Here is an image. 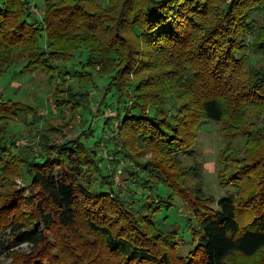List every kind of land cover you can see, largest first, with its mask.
I'll return each mask as SVG.
<instances>
[{
  "label": "trees",
  "instance_id": "trees-1",
  "mask_svg": "<svg viewBox=\"0 0 264 264\" xmlns=\"http://www.w3.org/2000/svg\"><path fill=\"white\" fill-rule=\"evenodd\" d=\"M23 61L61 78V118L93 114L91 89L102 92L95 116L117 107L107 137L84 141L94 118L59 145L39 129L36 154L6 133L37 109L0 99V254L10 264H264V0H0V79ZM209 121L227 139L222 196L206 192L196 156ZM119 172L135 194L116 186Z\"/></svg>",
  "mask_w": 264,
  "mask_h": 264
},
{
  "label": "rangeland",
  "instance_id": "rangeland-1",
  "mask_svg": "<svg viewBox=\"0 0 264 264\" xmlns=\"http://www.w3.org/2000/svg\"><path fill=\"white\" fill-rule=\"evenodd\" d=\"M35 10V14L39 18L44 14L45 3L41 1L39 5L32 7ZM262 12H255L254 16L257 18L260 23H262ZM248 39H250L248 37ZM42 40V46H43ZM45 46V45H44ZM135 48L139 47V44L134 45ZM143 48H141V51ZM154 56V54L152 53ZM78 57L75 62L77 65L76 68H79ZM73 62L63 64V70L65 66L70 69L71 72L75 70ZM98 67V66H97ZM99 69V67H98ZM61 81L60 77H51L42 70L29 71L24 69V61L18 64H15L8 68L6 72L2 75L0 79V99L8 100L13 99L16 101L23 102L37 109V115L33 113H25L18 120L13 122L6 135L15 138L16 142L13 145V149L24 148L26 146H33V151L36 154H41L40 142H43V138L40 137V133L50 134L51 141L55 145H59L62 142L66 141L71 137H75L76 134L82 132L83 128H88L89 126H82L81 122L86 120L93 119V123L90 125L92 127L93 133L87 137H84V141L88 144H94L96 140L100 138L107 137V130L104 127V121L107 117H111L116 113V103H111L110 107H103L104 113H101L99 116H95L97 110V105L102 97V92L98 90H92L90 93L91 98V107L94 110V113L88 111H83L77 116L75 121H72L69 115H65L69 119H64L60 117L59 111L55 109L53 102V94L56 90L58 83ZM76 83V78L70 79ZM97 81L100 84L106 82L105 79H100L97 77ZM79 120V121H77ZM112 125V120H109ZM264 123V118L261 120ZM89 125V124H88ZM116 126V121H114ZM53 127L54 130L49 129ZM39 129L41 132L39 133ZM49 129V130H48ZM227 143V139L221 134V124L215 121H209L202 127L201 132L198 135V140L196 144L197 158L204 164V187L208 194H216L222 196L225 194V189L219 185L217 171L219 169V153L221 148ZM240 145V141L238 142ZM107 151V150H106ZM104 153V152H103ZM99 154V157L103 158L102 161L105 162L106 155ZM106 153V152H105ZM188 162L190 159H186ZM128 174L119 172L116 175V186L121 190H124L126 193L135 194V189L129 187ZM28 178H16L15 187L20 188L25 186L26 193L25 195H31V184ZM128 189L130 191H128ZM138 192V191H137ZM142 191L138 192V197L141 196ZM32 197V196H31ZM138 197L134 198L137 199ZM138 200V199H137ZM138 202V201H137ZM138 204V203H137ZM138 207V205H136ZM139 209V207H138ZM176 212L170 213L174 216L175 219H179L181 211L175 209ZM185 211L182 210V214ZM167 215V213H162L158 216L161 218ZM189 247V243L181 244L180 254L186 255ZM22 248L27 250V244H23ZM12 258L8 253L0 254V264H10Z\"/></svg>",
  "mask_w": 264,
  "mask_h": 264
}]
</instances>
